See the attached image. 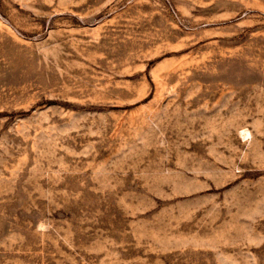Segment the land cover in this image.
I'll use <instances>...</instances> for the list:
<instances>
[{
    "label": "rangeland",
    "instance_id": "1",
    "mask_svg": "<svg viewBox=\"0 0 264 264\" xmlns=\"http://www.w3.org/2000/svg\"><path fill=\"white\" fill-rule=\"evenodd\" d=\"M0 264H264V0H0Z\"/></svg>",
    "mask_w": 264,
    "mask_h": 264
},
{
    "label": "bare ground",
    "instance_id": "2",
    "mask_svg": "<svg viewBox=\"0 0 264 264\" xmlns=\"http://www.w3.org/2000/svg\"><path fill=\"white\" fill-rule=\"evenodd\" d=\"M246 133V135H248V133L247 132H245Z\"/></svg>",
    "mask_w": 264,
    "mask_h": 264
}]
</instances>
